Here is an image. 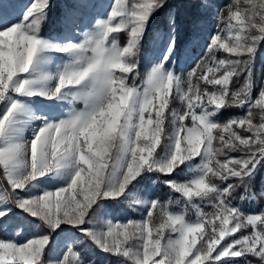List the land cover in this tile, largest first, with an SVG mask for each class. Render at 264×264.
<instances>
[{
	"label": "snow or ice",
	"instance_id": "6c2138e0",
	"mask_svg": "<svg viewBox=\"0 0 264 264\" xmlns=\"http://www.w3.org/2000/svg\"><path fill=\"white\" fill-rule=\"evenodd\" d=\"M165 5L166 0H73L59 20L62 31L50 36L42 25L51 0H29L22 7L20 0H0L3 191L49 230L22 241L8 238L2 233L10 209L0 207V264H88L82 250L91 246L131 264H253L250 258L264 264V211L246 215L230 202L238 189L247 194L248 182L264 168V81L254 96L252 69L264 43V0L228 6L225 28L211 34L205 47L212 63L197 60L186 82L175 70L177 29L170 17L161 57L137 83L141 42ZM197 6L211 7L209 0ZM120 32L127 33L123 46L115 35ZM221 50L228 56L216 59L213 53ZM55 56L66 59L57 62ZM245 73L243 87L232 90L233 78ZM176 98L183 112L170 107ZM74 102L82 107L65 112L63 105ZM233 106L247 107L245 115L224 123L215 119ZM197 158L194 179L172 178L182 168L191 171ZM151 173L166 177L163 183L188 203L207 201L215 211L205 213L193 203L197 218L189 221L158 199L136 200L144 219H109L98 230L99 202L127 198L130 186ZM57 230L78 231L83 239L70 235L48 260L50 234ZM85 241L90 244L77 247Z\"/></svg>",
	"mask_w": 264,
	"mask_h": 264
},
{
	"label": "rangeland",
	"instance_id": "374dc122",
	"mask_svg": "<svg viewBox=\"0 0 264 264\" xmlns=\"http://www.w3.org/2000/svg\"><path fill=\"white\" fill-rule=\"evenodd\" d=\"M29 0H20L21 7L23 4L28 3ZM73 0H51L52 9L49 13V19L46 20L42 25V33L50 36H58L59 33L62 31L61 26L59 24V20L63 13L66 10V6H71ZM201 3V0H180L178 3V6H181L183 10H189L191 15L189 16V21L193 23L191 32L195 34L197 39L199 41H203V53L199 56L197 60H200L202 57L204 58L203 63L204 64H210L212 63L211 56L205 55V47L208 42L209 36L211 34L216 33L220 29H224L226 25V20L224 19L228 15V6L233 5L235 3V0H209V4L211 5L210 8L197 5ZM155 14L153 18L150 20L148 28L145 32L144 39L141 42V46L139 49V52L137 54L136 60L139 64V72L141 74L139 81L137 83L141 82V79L143 78L144 74L150 70V67L157 62L162 54V51L164 49L165 45H158V47H155V51L149 52V54L143 56L141 52L143 49L148 45H150L151 40L146 39V36L150 34V32L153 30L152 21L154 20ZM89 21H86L88 23ZM189 24V23H188ZM185 25V24H184ZM51 29V30H50ZM94 29V24H92L89 28L85 29V31H92ZM50 30V31H49ZM157 32V31H156ZM163 31L159 30L156 35L160 37V34ZM225 34L226 33H222ZM117 36V42L123 46L127 42V33L126 32H120L118 34H115ZM150 42V43H149ZM194 42V40H192ZM154 52V53H153ZM153 53V54H152ZM152 54L153 56H149ZM213 55L216 57V59L220 58H226L228 56L227 53H224L222 50L213 53ZM145 57H149V59H145ZM152 58V59H151ZM54 59H56L57 62H62L66 59V57H60L55 56ZM243 59H248L247 56L243 57ZM196 60V61H197ZM194 66L195 67V63ZM262 63L260 64L257 74L255 76V86L256 91H254L253 95L255 96L259 91V86L262 81H264V53H262L261 56ZM192 67V68H193ZM191 68V69H192ZM189 69L185 73L178 72V74L181 75L182 79L186 82L188 78V72L191 70ZM129 83H132L130 80ZM245 83V82H244ZM203 88L204 86L201 85ZM187 88V84L185 83V89ZM82 107V104L79 102L74 103H65L63 105L64 111L67 112L71 110L72 108L79 109ZM170 107L172 109H175L177 112H183L184 111V104L181 103L179 98L173 99L171 102ZM166 128L169 133L172 131V124H171V116H169V119L165 122ZM31 130L26 131V137L30 136ZM200 163L199 158L192 161L191 164V171L188 168H182L177 171L173 175V179H175L177 182L184 183L188 182L191 179H194L197 174V165ZM151 175H157L160 178V181L163 186H165L166 191L164 193L156 192L151 196V190L154 185V180L149 179ZM3 172H2V166H0V207H5L7 209H10L9 211V219L7 221V228L3 231V235L11 238L13 240H24L27 238H31L34 235L40 234H49V230L41 224L40 221H38L36 218L29 216L27 213L22 212L19 208L15 207V203L13 198L5 193L3 191V188L6 187L5 182L2 179ZM166 179V177L162 176L159 173H151L146 174L144 178L140 181L139 184H135V187L132 188L130 186L129 191L131 194L125 198L121 197L119 202L112 201L114 204H116L118 207H116V211H112V209L109 208L107 201H100L99 203L102 205L101 208L97 209L94 214V218L96 220L95 227L100 230L104 229L106 227L107 221L109 219H133L136 221H140L144 219V206L138 205L135 203L136 200H151V199H158L161 202V206L164 207L167 211L172 212L173 214H181L184 215L185 218L189 221H195L197 218L196 208L193 207V203L198 204L199 207L203 210L205 213H212L215 211L213 207L209 205L207 201H199L194 200L193 203H188L186 201V198H183L179 193L174 192L172 189H170L163 181ZM217 183V181H215ZM166 193L169 195L166 196ZM167 197V198H165ZM264 201V200H263ZM264 211V209L262 210ZM116 212V213H115ZM247 214H258V213H248ZM161 216L159 214V210H157L156 215H154L153 222L158 224L160 222ZM251 229H247L244 234H250ZM72 236L74 239H83V236L78 231H72L69 233L67 230L64 232H60L57 230L56 232H52L50 234V244L48 251L50 252L48 254L47 259L53 260L54 255L57 252H60L63 250V248L66 245V242L69 239V236ZM84 244L78 245V248H84ZM86 249V248H85ZM84 250V249H83ZM53 253V254H52ZM89 253V251H88ZM103 255L100 256H94L87 258L84 256V258L88 261V264H126L124 261V258L122 257H116L113 256V258H110L111 255L107 253H102ZM252 259V258H250ZM254 259V258H253ZM127 263L131 264V261H127ZM253 264H256L255 261H253Z\"/></svg>",
	"mask_w": 264,
	"mask_h": 264
},
{
	"label": "trees",
	"instance_id": "16d2710c",
	"mask_svg": "<svg viewBox=\"0 0 264 264\" xmlns=\"http://www.w3.org/2000/svg\"><path fill=\"white\" fill-rule=\"evenodd\" d=\"M179 1L180 0H166L165 7L160 9L157 13H155L154 20L151 23L152 24L151 28L153 27V30L150 32V34L146 36V39L151 40V43L149 42L150 45L149 46L147 45L143 49L141 54L145 56L149 54V52L155 51V47H158L159 44L162 46L164 45L163 38L167 36V33L169 31L170 17L174 16L176 19V29H177L175 33L176 40H177L175 70L177 72L185 73L194 66V62L199 58L200 55H202L204 44H203V41H199L197 37L195 36V34L191 32L193 23L189 21V16L191 15L192 12H190L189 10H183L181 6H178ZM159 30L163 31L160 34V37L155 34ZM192 40H194V42H192ZM262 53H264V43H262L258 47L256 56L254 60L252 61L254 82H255V76L257 74V70L260 64L262 63L261 61ZM152 54H150L149 56L150 57L153 56ZM145 59L150 60L149 57H145ZM169 67L171 66L169 65ZM245 79H246V73L239 77H234L230 85L231 89L239 90L240 88H242L244 85ZM138 81L139 79H137L136 82ZM254 91H256L255 85L253 88V93ZM246 111H247V107L240 108V107L233 106V107L225 108L215 117V119L219 121L220 123H224L233 117H236V118L243 117ZM252 111H253L254 122H259V118H260L259 110L256 108H253ZM231 155L236 156L239 154L232 153ZM149 179H152L155 181L153 188L151 190V194H152L151 196H153V194H155L156 192L164 193L166 191L165 186L160 184L161 181L157 175H151ZM230 182L237 183V181L235 180L230 181ZM217 184H219L220 186H223V183L218 180H217ZM247 186H248L247 194L244 193L243 189H238L236 192L233 193V196L231 197L230 202L233 205L240 207V209L243 212L260 213L264 209V201H263L264 196L261 195V193L264 192V168H261L256 173V175L252 178V180L248 182ZM167 195L169 194L166 193V196ZM241 195H245V199L241 200L240 199ZM107 203H108L109 208L112 209L113 212L116 211L117 209L116 207H118L116 204H114L111 200L107 201ZM87 244H90V241H85V244L83 245V247ZM82 252H83V255L86 257V259L90 257L92 258L94 256L103 255L102 254L103 252L95 248L94 246L86 248L82 250ZM110 258H113V255H111ZM253 261H255V259H253ZM125 263L128 264L127 262Z\"/></svg>",
	"mask_w": 264,
	"mask_h": 264
}]
</instances>
